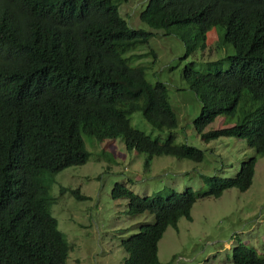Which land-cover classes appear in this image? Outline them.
I'll use <instances>...</instances> for the list:
<instances>
[{
	"label": "trees",
	"instance_id": "trees-1",
	"mask_svg": "<svg viewBox=\"0 0 264 264\" xmlns=\"http://www.w3.org/2000/svg\"><path fill=\"white\" fill-rule=\"evenodd\" d=\"M116 2L0 0V264H67L71 245L52 215L51 191L59 173L89 161L83 134L108 147L122 138L128 151L145 155L147 171L156 157L204 160L202 150L176 141L168 87L151 84L146 67L132 66L154 34L134 29ZM139 18L178 38L183 60L206 51L213 29L218 52L233 46L234 54L209 63L206 73L186 65L182 78L202 105L193 128L204 142L237 138L256 152L235 177L205 178L200 193L141 197L124 184L114 186L112 199H127L128 215L154 216L122 242L123 264H162L159 243L167 229H177L182 218L192 221L199 199L249 190L257 157H264V0H147ZM136 112L169 137L135 130ZM219 117L225 127L203 133ZM71 192L88 199L80 188ZM232 263L264 264V256L238 244Z\"/></svg>",
	"mask_w": 264,
	"mask_h": 264
},
{
	"label": "rangeland",
	"instance_id": "rangeland-1",
	"mask_svg": "<svg viewBox=\"0 0 264 264\" xmlns=\"http://www.w3.org/2000/svg\"><path fill=\"white\" fill-rule=\"evenodd\" d=\"M147 0H117L121 16L136 30L154 34L148 45L140 46L141 55L133 67H146L147 80L155 85L162 82L169 89V102L178 117L174 134L178 144H189L205 154L200 163L174 157H156L151 169L145 168L144 154L130 152L124 140L99 142L82 135L90 159L84 166L71 167L56 176L51 195L56 199L52 215L59 222L70 245L67 264H123L127 253L122 242L135 235L141 226L154 223V216L127 214V199H112L116 184H124L141 197H150L167 190L183 193L187 189L205 191L204 179L219 176L235 177L241 164L256 155L244 140L220 138L205 143L193 128L202 105L182 78L186 65L193 71L208 72V64L234 54L218 52L216 29L208 33L206 51H198L188 60L184 44L175 36L156 31L141 22L139 15ZM226 46V47H227ZM154 51L156 57L151 53ZM182 59V60H181ZM228 63L223 64L227 69ZM135 130L165 141L169 135L154 129L141 112L132 115ZM219 117L203 133L225 127ZM253 184L246 192L226 191L220 198L199 199L191 212L192 221L180 219L178 228L170 226L159 243L162 264H233L232 251L244 244L264 256V157H257ZM62 188L68 189L64 194ZM80 188L87 200H78L72 190Z\"/></svg>",
	"mask_w": 264,
	"mask_h": 264
}]
</instances>
